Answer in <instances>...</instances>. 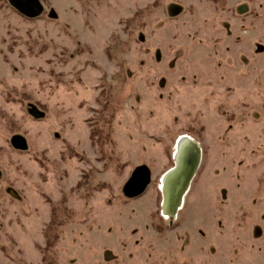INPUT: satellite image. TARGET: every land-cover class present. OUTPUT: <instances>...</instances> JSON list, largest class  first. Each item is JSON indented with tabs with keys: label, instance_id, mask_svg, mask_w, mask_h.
Wrapping results in <instances>:
<instances>
[{
	"label": "rangeland",
	"instance_id": "rangeland-1",
	"mask_svg": "<svg viewBox=\"0 0 264 264\" xmlns=\"http://www.w3.org/2000/svg\"><path fill=\"white\" fill-rule=\"evenodd\" d=\"M41 2L0 0V264H264V0Z\"/></svg>",
	"mask_w": 264,
	"mask_h": 264
},
{
	"label": "water",
	"instance_id": "water-1",
	"mask_svg": "<svg viewBox=\"0 0 264 264\" xmlns=\"http://www.w3.org/2000/svg\"><path fill=\"white\" fill-rule=\"evenodd\" d=\"M10 3L28 18L39 17L44 10L41 0H9ZM183 139V140H182ZM179 151L175 166L162 177V213L174 218L182 209L185 197L196 177L203 159V150L200 142L186 135L176 143ZM2 171L0 170V178ZM152 181V174L147 166L138 167L125 185L124 191L128 197L142 195ZM173 223V219L171 220Z\"/></svg>",
	"mask_w": 264,
	"mask_h": 264
},
{
	"label": "bare ground",
	"instance_id": "bare-ground-1",
	"mask_svg": "<svg viewBox=\"0 0 264 264\" xmlns=\"http://www.w3.org/2000/svg\"><path fill=\"white\" fill-rule=\"evenodd\" d=\"M184 136H182L181 138H183ZM183 140V139H182ZM179 151V148H177V146H176V149H175V153H174V155H176V153ZM176 158V160H177V158H178V155L175 157ZM161 187L163 188V186H162V182H161ZM186 198V197H185ZM167 218H168V216L167 215H165Z\"/></svg>",
	"mask_w": 264,
	"mask_h": 264
},
{
	"label": "flooded vegetation",
	"instance_id": "flooded-vegetation-1",
	"mask_svg": "<svg viewBox=\"0 0 264 264\" xmlns=\"http://www.w3.org/2000/svg\"><path fill=\"white\" fill-rule=\"evenodd\" d=\"M184 136H186V135H184ZM181 137H182V136H181ZM179 138H180V137H179ZM179 138H178V139H179ZM178 139H177V140H178ZM176 143H177V141H176ZM176 143H175V149H176ZM202 150H203V148H202ZM174 151H175V150H174ZM174 156H175V155H174ZM174 159H175V158H174ZM184 203H185V202H184Z\"/></svg>",
	"mask_w": 264,
	"mask_h": 264
},
{
	"label": "trees",
	"instance_id": "trees-1",
	"mask_svg": "<svg viewBox=\"0 0 264 264\" xmlns=\"http://www.w3.org/2000/svg\"><path fill=\"white\" fill-rule=\"evenodd\" d=\"M109 135V134H108Z\"/></svg>",
	"mask_w": 264,
	"mask_h": 264
}]
</instances>
